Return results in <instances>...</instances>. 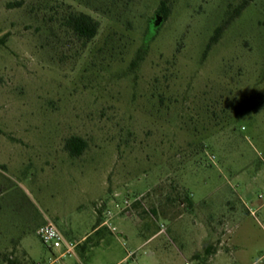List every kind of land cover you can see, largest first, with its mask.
<instances>
[{
  "label": "rangeland",
  "instance_id": "374dc122",
  "mask_svg": "<svg viewBox=\"0 0 264 264\" xmlns=\"http://www.w3.org/2000/svg\"><path fill=\"white\" fill-rule=\"evenodd\" d=\"M162 1L0 0V264L58 257L45 219L80 243L56 264H264V0L208 51L243 0ZM70 13L99 22L87 45Z\"/></svg>",
  "mask_w": 264,
  "mask_h": 264
},
{
  "label": "trees",
  "instance_id": "16d2710c",
  "mask_svg": "<svg viewBox=\"0 0 264 264\" xmlns=\"http://www.w3.org/2000/svg\"><path fill=\"white\" fill-rule=\"evenodd\" d=\"M169 0L162 1L161 8L159 9V13L163 14V19L167 20L168 18V8L167 2ZM255 0H243L239 7L235 10V13L232 14L224 23L219 26L215 30L214 36L211 38L209 44L207 45L206 51L210 50L212 45L217 43L223 31L230 25V23ZM64 25L73 32V34L79 39L82 40L84 45L90 43L97 35L99 30V22L96 21L93 17L85 13H70L67 15L63 21ZM153 28V26H152ZM3 40H0L2 43ZM145 49H141L137 55L135 61H133L132 65L136 66L139 61L143 59V53ZM86 141L80 137H71L66 143V150L72 157H78L82 155L84 150L86 149ZM188 205H192L191 198L186 195L185 197ZM206 253L208 255L213 253L212 248H207Z\"/></svg>",
  "mask_w": 264,
  "mask_h": 264
},
{
  "label": "built area",
  "instance_id": "2783aa9c",
  "mask_svg": "<svg viewBox=\"0 0 264 264\" xmlns=\"http://www.w3.org/2000/svg\"><path fill=\"white\" fill-rule=\"evenodd\" d=\"M131 205L132 204L130 201L125 200L123 207L115 204L117 209L116 212L106 210L104 213L105 221L103 225L110 226V221L120 214L126 212V210L129 209ZM112 230L114 231L115 228H112ZM37 236L43 245L52 251L53 257H55L54 251L60 252V255L55 257L49 264H56L65 257L77 256V248L80 243L68 240L51 220H47V222L38 229ZM129 256H131V254H129ZM128 264L132 263L128 262Z\"/></svg>",
  "mask_w": 264,
  "mask_h": 264
},
{
  "label": "crops",
  "instance_id": "0c3cea01",
  "mask_svg": "<svg viewBox=\"0 0 264 264\" xmlns=\"http://www.w3.org/2000/svg\"><path fill=\"white\" fill-rule=\"evenodd\" d=\"M47 220H49V219H45V220L42 222L41 226H43V225L47 222ZM41 226H39L38 228L35 229V234H36V235H37V231H38V229H39ZM101 226H102V224H98L97 226H95L93 232L98 233V234H99V235H98L99 237H98V240H97V242H96V245H95V246H92V245H91L90 248H89L87 251H89L90 249H93L94 247L99 246V245H101V244L103 243V241H104V237L102 236V233H101L102 231L100 230V229H101ZM144 231H145V230H143V229L140 230V234L143 235V236L146 235V232H144ZM88 236H89V234H87L86 236H84V237L82 238L81 242L84 241V240L86 239V237H88ZM155 237H156V235H151V236L147 239V241H146L147 244L152 243ZM19 243H20V246H21V249L23 250V252H24L25 254H27V257H28L29 259H32L31 256H32V253H33V251H32L33 249L31 248L30 243H29L28 245H26V246H23V243H25L24 239H23L22 241H20ZM87 251H86V252H87ZM86 252L84 253V255L86 254ZM133 255H134V257L137 258V255H138V254L135 253V254H133ZM143 255L146 257L147 262H148L149 264H164V258H163V255H162L161 253H159V251L156 250L155 245H153V247H152L150 250H146V251H144V252H143Z\"/></svg>",
  "mask_w": 264,
  "mask_h": 264
}]
</instances>
